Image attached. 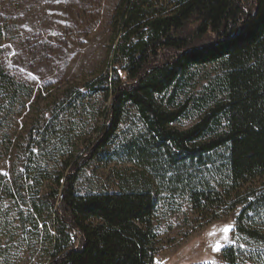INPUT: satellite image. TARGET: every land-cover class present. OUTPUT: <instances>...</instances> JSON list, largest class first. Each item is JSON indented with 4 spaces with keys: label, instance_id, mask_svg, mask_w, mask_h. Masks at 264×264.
Segmentation results:
<instances>
[{
    "label": "trees",
    "instance_id": "obj_1",
    "mask_svg": "<svg viewBox=\"0 0 264 264\" xmlns=\"http://www.w3.org/2000/svg\"><path fill=\"white\" fill-rule=\"evenodd\" d=\"M114 27L111 71L48 94L43 112L42 93L32 100L0 60V165L9 166L8 177L0 175L3 201L17 207L23 228L41 225L47 234L53 227L49 264H153L163 195L171 205L184 199L195 212L212 211L213 220L242 206L236 232L264 246V186L241 192L264 178V0H121ZM4 37L0 24V43ZM212 65L221 73L202 96L178 108L164 104L171 90L174 103L194 69ZM100 95L111 104L94 143L75 159L40 162L33 149L53 141L60 116ZM130 110L142 131L114 155L135 170L118 175L111 191L79 194L81 174L115 142ZM195 111L192 127L174 128ZM223 255L225 264H264V251L227 248Z\"/></svg>",
    "mask_w": 264,
    "mask_h": 264
},
{
    "label": "rangeland",
    "instance_id": "obj_2",
    "mask_svg": "<svg viewBox=\"0 0 264 264\" xmlns=\"http://www.w3.org/2000/svg\"><path fill=\"white\" fill-rule=\"evenodd\" d=\"M120 1L0 0V24L5 28V37L0 43V60L17 81L33 92L32 100L42 93L40 112L51 107L48 94L57 97L67 88L83 87L96 76L111 71L115 50L112 43L114 17ZM193 71L191 79L185 80L187 85L183 90L174 91V103L168 101L173 90L165 97L164 104L168 108H178L188 99L202 96L204 87L221 73L217 65ZM110 104L111 96L100 95L88 97L78 105L76 112L65 111L58 120L59 127L53 141L41 144V149L35 148L40 162L54 166L59 160L75 159L77 154L80 155V151L93 144L104 128ZM28 117L24 122L29 125L35 115L31 113ZM49 117L50 113H47L46 118ZM199 118L196 111L189 112L174 128L186 130ZM141 131L142 124L136 112L130 110L116 132L115 142L93 159L81 174L77 183L79 194L111 191L117 185L118 175L135 170L133 165L122 163L114 154L120 144L138 136ZM8 170V163L2 161L0 172ZM263 186L264 178L245 186L241 192H252ZM168 199L167 195L161 197L154 220L158 238L153 264H225L223 252L227 248L264 251V246L253 244L236 232V220L242 206L213 220L212 211L195 212L184 199L172 205ZM226 225L234 226L231 239L222 233ZM41 227L23 228L18 221L17 207L3 201L0 191V264H49L47 234L51 232L55 236V232L49 226L47 234L42 233ZM261 228L264 232V226ZM217 240L225 245L220 252L213 251ZM247 264L254 263L247 261Z\"/></svg>",
    "mask_w": 264,
    "mask_h": 264
},
{
    "label": "snow or ice",
    "instance_id": "obj_3",
    "mask_svg": "<svg viewBox=\"0 0 264 264\" xmlns=\"http://www.w3.org/2000/svg\"><path fill=\"white\" fill-rule=\"evenodd\" d=\"M33 151H37L36 149H33ZM0 175L4 176V177H8V173L7 172H0ZM233 225H226L225 227H223L222 229V233L224 234V236L227 239H231L232 238V229H233ZM212 235H216L215 233H212ZM234 243V241H233ZM225 245L220 241L217 240L216 244L213 247V251L215 252H220L221 249L224 247ZM157 264H159V262H157ZM213 264H216V262H213Z\"/></svg>",
    "mask_w": 264,
    "mask_h": 264
}]
</instances>
